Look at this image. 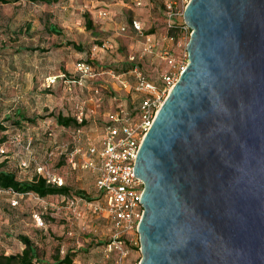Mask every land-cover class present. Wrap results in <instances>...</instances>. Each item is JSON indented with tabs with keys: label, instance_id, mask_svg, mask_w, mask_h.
<instances>
[{
	"label": "rangeland",
	"instance_id": "1",
	"mask_svg": "<svg viewBox=\"0 0 264 264\" xmlns=\"http://www.w3.org/2000/svg\"><path fill=\"white\" fill-rule=\"evenodd\" d=\"M164 3L61 0L52 6L29 2L0 5V122L15 118L20 111L37 119L36 124L11 126L0 134V141H5L0 146L6 151L0 162L21 181L33 180L37 167H45L73 190L70 197L51 196L46 203L33 195L0 194V254L21 253L24 245L19 237L27 236L39 246L45 261H52L59 252L63 257L68 250L76 253L74 264L103 261L101 248L110 241L112 226L87 205L89 200L77 209L68 207V199L77 197L76 191L85 192L94 205L104 204L94 173L74 170L71 155L77 149L98 147L121 111L132 113L150 97L147 91L138 90L139 73L156 87V96L161 93L163 76L170 71L164 52L178 64L188 62L191 35L171 31ZM85 14L91 15L98 37L87 31ZM135 21L141 32L134 29ZM51 26L60 33H50ZM69 43L81 45L83 52ZM126 60L135 62L137 69L124 74L110 70ZM79 63L93 70L72 90L64 80L48 87L49 77L78 79ZM82 113L87 125L81 130L60 127L55 119L58 115L77 118ZM75 161L79 163L81 157L76 156ZM23 163L29 168H22ZM36 213L43 215L46 227L36 225ZM141 259V246L133 248L128 264H140Z\"/></svg>",
	"mask_w": 264,
	"mask_h": 264
},
{
	"label": "water",
	"instance_id": "2",
	"mask_svg": "<svg viewBox=\"0 0 264 264\" xmlns=\"http://www.w3.org/2000/svg\"><path fill=\"white\" fill-rule=\"evenodd\" d=\"M189 62L145 135L140 264H264V0H190Z\"/></svg>",
	"mask_w": 264,
	"mask_h": 264
},
{
	"label": "built area",
	"instance_id": "3",
	"mask_svg": "<svg viewBox=\"0 0 264 264\" xmlns=\"http://www.w3.org/2000/svg\"><path fill=\"white\" fill-rule=\"evenodd\" d=\"M189 2L190 0H165L164 7L171 31L178 25V33L184 31L187 35H191L192 31L184 20ZM138 5L141 6L142 3L138 2ZM134 28L138 32L142 31V27L136 21ZM163 58L168 63L170 71L163 76L161 93L156 96V87L139 73L138 90L147 91L151 95L139 105L137 115L132 117L131 114L121 111L122 115L115 118L113 124L106 129L98 147L93 145L85 151L77 149L71 155V164L74 170L80 168L94 173L96 189L104 204L94 205L93 202L88 203L83 198H73L68 199V207L77 209L81 203L87 202V205L92 206L95 213L103 215L112 226V237L101 248L103 261L90 264H128L132 249L141 246L138 230L144 215L143 203L140 201L145 191V185L143 181L135 178L134 168L145 135L189 62L186 60L185 63L178 64L168 51L163 53ZM92 70L89 65L79 63L76 67L78 79H76L77 77L67 79L66 76L49 77L47 79L48 87L54 86L58 80H64L72 90L71 87L79 84L84 77L92 73ZM82 116L83 113L77 117L79 122L83 121ZM76 156L81 157L79 163L75 161ZM4 158H6V151L3 146H0V160ZM22 168L28 169L29 167L23 163ZM36 174L45 178L49 184L58 187L65 185L60 176L48 173L45 167L38 166ZM0 194L15 195L13 191L3 190H0ZM33 196L37 201L46 203V199L37 195ZM16 204L15 202L14 205ZM33 218L39 228L46 227L42 214L36 213Z\"/></svg>",
	"mask_w": 264,
	"mask_h": 264
},
{
	"label": "trees",
	"instance_id": "4",
	"mask_svg": "<svg viewBox=\"0 0 264 264\" xmlns=\"http://www.w3.org/2000/svg\"><path fill=\"white\" fill-rule=\"evenodd\" d=\"M60 1L61 0H0V5H11L20 2H29L34 4L52 6L59 3ZM85 19L87 31L91 32L95 37H98V33L95 29L94 21L91 18V15L85 14ZM178 28L179 26L177 25L175 28L172 29V32L178 33ZM49 32L54 34L60 33L59 29L56 26H51L49 28ZM68 46H73L75 50L83 52L81 45H77L76 43H69ZM89 64H91V62H89ZM118 67H120V69ZM118 67L113 65L109 68L110 70H117L118 73L124 74L135 71L137 69V64L135 62H130L126 60L120 62ZM137 109L129 114H131L132 117H135L137 115ZM55 119L57 124L63 128H74L77 130H81L87 125V121L83 120L82 122H79V120L75 117H65L63 115H58L57 117H55ZM36 122L37 119L29 118L26 116V114L20 111L16 114L15 118L9 116L5 119V121L0 122V134L6 133L11 126H14L16 128H23L24 125L36 124ZM4 142L5 141H0V144H3ZM0 190L13 191L16 197H22L33 194L43 199H46L51 196L70 197L73 193L71 187L67 185L58 187L49 184L45 178L40 177L37 174L33 180L21 181L18 179L16 173L7 169L6 163L4 162H0ZM75 194L79 198L89 200L90 202L93 201V199H90L85 192L76 191ZM19 240L23 243L24 250L18 254H0V264H74L76 253H74L73 251L68 250V252L63 257L60 255L59 252L58 255H56L52 261H45V259H43V255L39 246L34 243L30 237L20 236Z\"/></svg>",
	"mask_w": 264,
	"mask_h": 264
},
{
	"label": "crops",
	"instance_id": "5",
	"mask_svg": "<svg viewBox=\"0 0 264 264\" xmlns=\"http://www.w3.org/2000/svg\"><path fill=\"white\" fill-rule=\"evenodd\" d=\"M15 173V172H14ZM17 177H18V174L16 173Z\"/></svg>",
	"mask_w": 264,
	"mask_h": 264
}]
</instances>
